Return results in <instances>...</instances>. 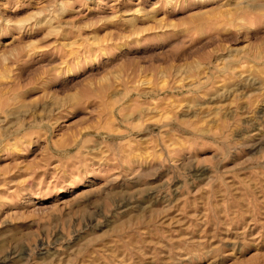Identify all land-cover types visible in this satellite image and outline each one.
Instances as JSON below:
<instances>
[{"label": "rangeland", "instance_id": "374dc122", "mask_svg": "<svg viewBox=\"0 0 264 264\" xmlns=\"http://www.w3.org/2000/svg\"><path fill=\"white\" fill-rule=\"evenodd\" d=\"M0 264H264V0H0Z\"/></svg>", "mask_w": 264, "mask_h": 264}, {"label": "bare ground", "instance_id": "6f19581e", "mask_svg": "<svg viewBox=\"0 0 264 264\" xmlns=\"http://www.w3.org/2000/svg\"><path fill=\"white\" fill-rule=\"evenodd\" d=\"M148 195H149V194H148ZM152 198H153V196H152ZM152 198H151V199H152ZM148 200H149V199H148ZM146 202H147V201H146ZM151 202H152V201H151ZM151 202H150V204H151ZM138 205H139V204H138ZM150 206H151V205H150ZM121 207H122V206H121ZM125 207H126V206H123V208H118V210H120V209H124ZM144 207H145V206H144ZM148 207H149V206H148ZM152 207H153V206H152ZM126 208H127V207H126ZM133 208H134V207H133ZM146 208H147V207H146ZM134 209H135V208H134ZM140 209H142V208H140ZM126 210H127V209H126ZM138 210H139V209H138ZM127 211H128V210H127ZM139 211H140V210H139ZM120 212H121V211H120ZM123 215H124V213H123ZM123 215H122V216H123ZM113 216H114V215H113ZM42 244H43V243H42ZM41 250H42V249H41ZM14 253H15V251H14ZM48 253H49V252H48ZM48 253H47V254H48ZM11 254H12V253H11ZM40 254L43 255L44 253L41 252ZM12 255H13V254H12ZM12 255H8L7 257L4 258V260L2 259V262L7 263V262H9L8 260H10V259L12 260V258L14 259V257H13ZM5 256H6V255H5ZM15 256H16V255H15ZM48 256H49V255H48ZM50 256H53V255H50ZM11 257H12V258H11ZM48 258H51V257H48Z\"/></svg>", "mask_w": 264, "mask_h": 264}]
</instances>
